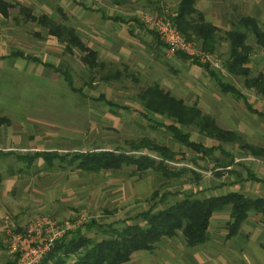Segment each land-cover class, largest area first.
I'll list each match as a JSON object with an SVG mask.
<instances>
[{
    "label": "rangeland",
    "instance_id": "1",
    "mask_svg": "<svg viewBox=\"0 0 264 264\" xmlns=\"http://www.w3.org/2000/svg\"><path fill=\"white\" fill-rule=\"evenodd\" d=\"M5 1L16 5L8 9L6 17L0 15V55L22 51L41 61L56 63L61 70L68 68L72 85L76 89L81 88L83 93L72 91L61 74L43 68L40 64L18 60L15 68L7 69L0 62V114L7 115L12 121V127L8 130L14 135V145L19 146L9 149L15 154L38 151L64 154L113 148L127 151L128 141L144 137L182 153L184 160L170 162L171 166L192 168L190 159L198 155L172 140L169 132L141 114L143 110L137 94L152 84L159 85L186 104L196 102L220 128L238 134L241 143L264 146V98L253 89L245 88L242 77L234 76L225 69L223 63L227 56V40L221 39L216 51L210 52L215 56L216 63L193 64L177 56L167 55L165 47L157 43L159 39L155 33L149 32H154L152 27L140 21L145 13L169 18L174 13L177 0H159L156 5L147 0ZM217 1L223 3L224 0ZM242 1L244 3L241 2L236 16L251 12V5H245L247 0ZM19 6L26 7L32 15L47 13L57 22L71 25L82 41L97 51V60L103 62L104 67L94 69L92 73L87 71L80 60L82 52L77 49H73L72 53L65 51L64 45L47 35L44 28L21 15ZM85 7H91L94 11ZM103 15L122 17L126 22L106 20ZM133 17L139 25L132 20ZM218 35L224 37V32L219 30ZM246 43L252 47L248 67L251 75H256L264 71V49L256 45L250 34ZM202 65H207V68ZM208 69L216 72L222 82L241 91L257 113L247 109L242 99L222 92ZM116 71L120 72L119 80L105 82L101 78V75ZM100 95L117 107H109L98 100ZM150 118L160 123H171L165 117L151 115ZM183 131L189 133L192 141L207 146L217 145L216 141L200 136L192 127H184ZM29 135L32 136L31 140L26 139ZM223 147L242 164L233 166L241 178L246 177L248 170L264 179V159L243 154L238 143L224 144ZM214 155L221 157L217 151ZM197 161L205 167L196 168L201 181L195 183L190 172L171 179L167 186L161 188L162 192H176V196L167 198L168 203L181 198L184 193L206 197L229 190H237L250 197H264L263 183L251 180L236 182L237 177L226 171L216 176L211 170V158H197ZM22 163L25 162L14 156L3 160L0 158V172L6 171L9 164V168L16 172ZM36 163V168H31L28 174L24 173L21 177L20 173H16V177L20 178L10 184L11 191H6L9 194L3 193L0 188L2 209L7 208L11 215L17 211L29 214L27 218H17L16 221L3 218L5 232L2 240L6 253L9 250L7 229L13 232L17 228L24 229L18 231L24 233L30 220L43 215L65 219L58 221L60 224L80 220L78 227L68 231L81 227L89 236L102 237L101 233L85 232L82 225L91 219L112 222L135 215L148 207L144 199L159 188L160 183H164L151 172L139 176L132 172V167L84 173L56 165L47 169L40 159ZM6 195L9 198L3 197ZM23 198L28 201L26 207ZM227 221L228 210L214 213L209 221L210 248L207 252L214 257L222 254L220 260L213 261L214 264H261L262 261L256 255L264 261V237L262 242H258L264 235V216L249 213L237 235L230 238L226 237ZM242 255L246 263L241 260Z\"/></svg>",
    "mask_w": 264,
    "mask_h": 264
},
{
    "label": "trees",
    "instance_id": "2",
    "mask_svg": "<svg viewBox=\"0 0 264 264\" xmlns=\"http://www.w3.org/2000/svg\"><path fill=\"white\" fill-rule=\"evenodd\" d=\"M147 1L156 5L159 0ZM115 2L119 3V1ZM194 2L195 0L177 1L174 13L169 15V19L173 22L175 28L187 40L209 52L216 51L221 39L227 40V56L223 63L225 69L234 76L242 77L245 88L253 89L257 94L264 97V71L251 75L248 67L252 52V47L246 43L248 34L253 36L256 45L264 48V31L258 26L256 20L250 16H242L233 29L225 31L224 37H220L218 35L219 29L203 20L202 16L196 11ZM12 6V4L0 0V14L6 17L8 9ZM85 8L94 11L91 7ZM158 10L160 11L159 8ZM19 12L27 20L44 28L47 35L56 38L58 42L64 45L65 51L72 53L73 49H77L82 52L80 60L90 73L94 69L104 67V63L97 60V51L87 46L71 25L57 22L47 13L37 16L32 15L24 6H19ZM103 18L126 22L119 19V17L103 15ZM132 20L138 25L140 24L135 17ZM149 32L155 33L153 31ZM154 35L156 36V34ZM157 43L164 46L159 40ZM8 56L40 62L38 58L22 51H13ZM175 56L193 64H198L195 58L182 53L177 52ZM42 65L48 66L46 63H42ZM202 66L207 68V65ZM52 68L63 76L72 91H79L80 94H83L81 88L76 89L72 85L68 68L65 70ZM208 72L222 92L230 93L238 99H242L247 109L257 113L246 101L241 91L222 82L216 72L209 69ZM101 76L105 82L119 80L120 72L106 73ZM97 99L109 107H117L114 103L105 99L104 95H100ZM137 99L142 107L141 114L143 117L153 124L156 123V126L163 127L165 131L169 132L172 140L193 151L198 155L197 158H211L213 163L211 170H214V175L219 176L223 171H226L237 177L236 181L252 180L261 182L248 170L246 171V177L241 178L238 171L233 169V166H241L242 164L236 161L233 154L226 152L223 145L238 143L240 149L243 150V154L262 159H264V147L241 143L238 134L220 128L197 104L188 105L181 98L174 97L157 84L148 85L141 89L137 94ZM151 115L165 117L170 119L171 123L154 121L150 118ZM6 123H8V119L5 116H0V125ZM184 127L194 128L200 136L216 141L217 145L207 146L202 142L190 140L189 133L183 131ZM128 146L127 151L118 148L93 149L64 154L55 151H38L26 156L30 163L40 158L48 167L57 164L58 167H71L86 173L117 171L125 167H132V172L139 176L151 172L164 182L160 183L159 188L154 189L144 199L149 204L146 209L133 216L123 217L112 222L91 219L82 225L85 232L101 233L102 237L89 236L81 230V227L65 232L64 235L53 242L50 250L38 264H126L135 252H151L155 244L163 237L171 238L180 235L188 247L208 241L209 221L214 213L228 210V221L226 222V237L228 238L237 235L249 213L254 212L264 216V197H250L238 191H227L219 195L206 197L184 193L181 198L168 203L167 198L176 196V192L170 190L162 192L161 188L163 186H167L171 179L180 178L186 172H190L193 175V181L199 183L201 175L196 171V168L205 169V167L197 163V158L190 159L193 165L192 168L171 166L170 162L184 160L182 153L174 152L165 145L152 142L144 137L137 141H128ZM215 151L219 152L221 157H215ZM55 161L57 163H54ZM161 204L163 206L159 207ZM20 230L17 229L16 232ZM8 263L12 264V260L10 259Z\"/></svg>",
    "mask_w": 264,
    "mask_h": 264
},
{
    "label": "crops",
    "instance_id": "3",
    "mask_svg": "<svg viewBox=\"0 0 264 264\" xmlns=\"http://www.w3.org/2000/svg\"><path fill=\"white\" fill-rule=\"evenodd\" d=\"M3 1H5V0H3ZM6 2H8V1H6ZM228 2H230L231 4H229ZM241 2H243V1L242 0H224L223 3H219V1H217V0H195L194 7H195L196 11L202 16V18L205 22H208V23L214 25L215 27H217L219 30H221L223 32L233 29L235 24L237 25V21L242 16L253 17L256 20L259 27H260V25H263L264 24V0H247V1H245V5L246 4H249V6L251 5L250 14L242 15L239 13L238 16H236V14L240 10V5L242 4ZM8 3L12 4L13 6L16 5V3H12V2H8ZM0 15L3 16L2 14H0ZM106 16L116 17L115 15H106ZM3 17H5V16H3ZM119 19L125 20L122 17ZM106 20H112V19L106 18ZM117 21L120 22L119 20H117ZM232 25H233V27H232ZM260 28L264 31V28H262V27H260ZM8 55H0V62H2L1 66L3 68H7V69L15 68V66H17L18 60H24L28 63H32L33 65L34 64L42 65V63H46L48 66L42 65V67L46 68L48 70H51L52 72H56L53 70L52 67H55L56 70H61L59 68V65L56 63H52V62H48V61H41L40 59H39L40 62H35V61L26 60V59L21 58V57H12V56H8ZM192 104H196V102H193V103L188 104V105H192ZM0 116H5L8 119V123L0 125V158L3 160V159H7L8 156H14L16 159L25 162V163H22V167H19L16 172L12 171V169L9 168L11 163L6 168V171H4L2 173L0 172V188L4 191L3 193H7V192L11 191L10 190V184H14L16 182V180L20 178L19 176L16 177V173H20L21 177L23 176L24 173L28 174V172L30 171L31 168H36V166L38 165V163H36V160H39L40 158L35 159L30 163L28 161V159L26 158V156L29 155L28 153H26V154H15L11 149H9V147H11V146L13 148L14 147L18 148L19 145H14V143H15V140L13 137L14 135L12 132H10L8 130V128L12 127V121L10 120V118L7 115L0 114ZM26 139L31 140L32 136L29 135ZM5 153H9V154H5ZM21 157H24V158H21ZM42 164L44 165V168H47V169L54 168V166L48 167L46 165V163H44V162ZM56 166H57V164H56ZM79 172H81V171H79ZM84 173H86V172H84ZM252 174L261 180V182H259V183L264 182V179H262L261 177L257 176L254 173H252ZM236 182H242V181H236ZM254 182H256V181H254ZM229 191H232V190H229ZM235 191H237V190H235ZM7 194H9V193H7ZM6 196H3V197L9 198V196H7V197ZM23 203H24V207H26L27 203H28L26 198H23ZM1 209L2 208L0 207V264H9L8 262L10 261V256L4 250V247H3L4 244H3V240H2L3 234L5 232V230H4L5 225H3V222H5V221L3 220V218L6 217V219L10 218V219L16 221L17 218L18 219L27 218L29 216V214L23 213L22 211L20 213L19 211H17V212L12 213V215H11L9 212L10 210L8 211L7 208H4L2 210ZM15 214H18V215L16 216ZM54 218L59 222L65 220V219H60L57 217H54ZM12 220H10V223ZM17 229H19V228H17ZM17 229H15V230H17ZM22 230H24V229H21L20 231H22ZM263 237H264V235L261 236V238L258 242H262ZM208 244H209V240L202 243V244H198V245H195L192 247H188V246H186L185 242L183 241V239L180 235H176V236L171 237V238L163 237L155 244V247L151 252H147V251L135 252L132 255L130 261L126 264H214L213 261L220 260L219 258L221 257L222 254L220 253L216 257L210 256V254L207 252V250H209V248H210L209 247L210 245H208ZM240 252L241 251H239V254H241ZM242 254H244V252H242ZM256 258L259 259L260 262L262 261L261 264H264V261H263L261 256L257 257V255H256ZM241 260H244L245 263L247 262V261H245V256H243V255L241 257Z\"/></svg>",
    "mask_w": 264,
    "mask_h": 264
},
{
    "label": "built area",
    "instance_id": "4",
    "mask_svg": "<svg viewBox=\"0 0 264 264\" xmlns=\"http://www.w3.org/2000/svg\"><path fill=\"white\" fill-rule=\"evenodd\" d=\"M140 21L152 27L158 39L164 44L167 55L175 56L179 52L203 64L216 63L212 53L201 50L192 41L183 37L169 18L145 13L140 17ZM79 222L80 220L60 224L55 218L43 215L30 220L24 233L7 229L8 253L12 264H38L50 250L53 242L66 231L78 227Z\"/></svg>",
    "mask_w": 264,
    "mask_h": 264
}]
</instances>
